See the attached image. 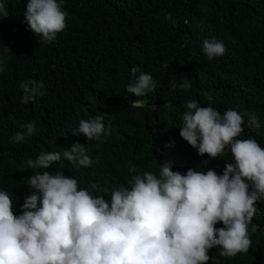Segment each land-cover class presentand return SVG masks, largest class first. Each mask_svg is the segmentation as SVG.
Returning a JSON list of instances; mask_svg holds the SVG:
<instances>
[{
	"label": "trees",
	"instance_id": "trees-1",
	"mask_svg": "<svg viewBox=\"0 0 264 264\" xmlns=\"http://www.w3.org/2000/svg\"><path fill=\"white\" fill-rule=\"evenodd\" d=\"M0 2L7 8L0 18V190L11 195L16 215L34 191L26 181L45 170L62 171L79 189L106 200L110 191L97 192L91 185L128 186L139 174H130L129 165L158 175L159 165L169 162L181 174L196 169L222 175L232 159L228 148L211 159L179 136L189 100L221 113L234 108L254 114L260 127L249 125L245 115L239 138H254L264 147V0H64L66 28L51 44L40 43L28 30L27 0ZM206 39L222 42L224 55L209 60L202 52ZM132 67L140 70L136 76L153 77L154 92L136 97L126 91L134 79ZM180 78H188L191 88H173ZM29 79L43 82L44 95L23 104L20 84ZM97 113L111 126L110 135L87 141L72 134L80 120ZM29 122L37 132L13 143ZM76 143L86 147L87 168L67 161L44 170L26 165L41 152L63 153ZM256 208L249 250L220 257L214 247L208 264H264V202Z\"/></svg>",
	"mask_w": 264,
	"mask_h": 264
},
{
	"label": "clouds",
	"instance_id": "clouds-1",
	"mask_svg": "<svg viewBox=\"0 0 264 264\" xmlns=\"http://www.w3.org/2000/svg\"><path fill=\"white\" fill-rule=\"evenodd\" d=\"M64 0H27L25 20L40 43L51 44L66 28L69 13ZM7 16L0 2V18ZM169 14L166 19H170ZM222 42L204 40L202 52L209 59L223 56ZM4 70L0 60V71ZM132 67L133 81L126 91L144 97L156 90L153 77ZM173 88L190 89L188 78H180ZM21 103L43 96V82L29 79L20 84ZM211 100V95L207 96ZM143 103L144 101H140ZM139 105V104H138ZM179 136L199 156L220 157L226 148L231 162L223 174L214 170L173 171L169 162L159 165L158 175L129 165L128 186L108 190L110 200L79 189L78 181L62 171L33 174L26 183L31 194L24 198L22 214L13 210L11 195L0 190V264H208V252L218 248L220 257L246 253L251 245L249 225L258 214L256 203L264 202V147L254 138H239L244 132V116L259 128V119L250 113L229 108L223 113L196 100L185 104ZM104 115L97 113L80 120L73 135L100 140L111 134ZM23 131L11 139L24 143L37 132L35 123L22 125ZM171 146V145H169ZM67 161L76 167L91 164L85 145L74 144L61 152H41L28 168L49 169ZM221 223L223 227L215 226ZM257 227L252 225L251 232Z\"/></svg>",
	"mask_w": 264,
	"mask_h": 264
},
{
	"label": "rangeland",
	"instance_id": "rangeland-1",
	"mask_svg": "<svg viewBox=\"0 0 264 264\" xmlns=\"http://www.w3.org/2000/svg\"><path fill=\"white\" fill-rule=\"evenodd\" d=\"M139 104V103H138Z\"/></svg>",
	"mask_w": 264,
	"mask_h": 264
}]
</instances>
